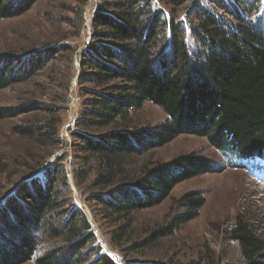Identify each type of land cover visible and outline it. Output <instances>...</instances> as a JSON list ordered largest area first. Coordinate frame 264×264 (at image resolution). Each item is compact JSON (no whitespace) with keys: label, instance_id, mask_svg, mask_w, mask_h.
Listing matches in <instances>:
<instances>
[{"label":"trees","instance_id":"trees-1","mask_svg":"<svg viewBox=\"0 0 264 264\" xmlns=\"http://www.w3.org/2000/svg\"><path fill=\"white\" fill-rule=\"evenodd\" d=\"M36 1L0 0V20L24 16ZM73 50L54 44L5 58L0 91L59 61L71 67ZM72 68L80 71L79 116L70 131L78 161L72 163L73 177L94 194L89 200L94 206L123 223L117 241L125 239L136 213L160 205L180 183L213 171L214 164L195 154L167 165L139 162L181 135L208 140L229 168L256 179L264 173V0H99L89 43ZM60 79L68 91L71 74L57 71L53 81ZM147 105L165 120L145 129L138 114ZM38 111L49 120L12 129L45 152L41 158L30 152L19 184L0 197V264H118L101 247L91 248L96 243L91 224L66 196L62 159L45 165L51 150L63 144L61 122L51 118L61 108ZM22 114L0 108V120ZM8 167L0 156V178ZM177 202L180 217L136 249L161 247V240L194 221L206 203L198 192ZM227 234L240 250V264H264V234L252 219L237 214ZM43 243L64 246L39 253Z\"/></svg>","mask_w":264,"mask_h":264},{"label":"rangeland","instance_id":"rangeland-1","mask_svg":"<svg viewBox=\"0 0 264 264\" xmlns=\"http://www.w3.org/2000/svg\"><path fill=\"white\" fill-rule=\"evenodd\" d=\"M98 2L99 0H37L24 16L0 20V62L12 59L11 56H23L25 52L46 45L69 44L74 49L70 55L73 59L72 66L76 65L78 53L89 43L90 17ZM80 11L83 19L78 17ZM72 66L70 67L69 62L59 61L32 80L0 91V108L10 109L17 114L25 112L18 117L0 120V156L5 164H9L6 174L0 178V197L6 191L9 195L19 184L23 167L29 163L27 155L34 152L35 157L41 158L45 152L35 140L23 139L14 134L12 129L49 120L48 113L38 111L39 107H60V113L51 118H57L61 122L59 134L63 144L61 148L51 150L45 165L62 159L69 181L66 196L71 205L83 210L91 224L96 240L91 248L101 247V251L115 257L118 264H240V250L229 240L228 229L234 217L242 214L252 219L255 228L264 234V173L256 179L243 170L227 167L217 149L208 140L196 135H181L165 147L151 151L139 159V162L167 165L179 155L195 154L214 164L213 171L180 183L160 205L136 213L125 239H115V233L119 232L117 229L123 223L118 217L109 216L94 206L89 201L94 194L86 186H77L73 177L75 167L72 163L77 164L78 161L75 159L76 153L70 147V131L73 130L71 123L79 116L77 77L80 71ZM57 71L64 75L71 74L68 91H64L63 79L53 81ZM138 115L141 128L145 129L165 120L164 114L150 105L145 106ZM7 156L10 157L9 160ZM233 157L237 163L236 156ZM190 192L201 193L205 198L206 203L198 217L173 231L169 238L161 240V247L144 252L136 249L135 245L146 240L151 233L171 227L169 223L178 219L182 213L178 199ZM51 246L60 248L64 244L43 243L39 253Z\"/></svg>","mask_w":264,"mask_h":264}]
</instances>
